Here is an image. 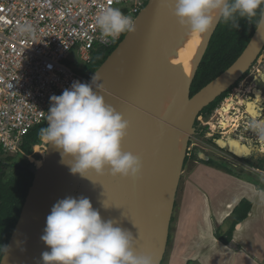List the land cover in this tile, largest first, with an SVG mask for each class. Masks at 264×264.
<instances>
[{"label": "clouds", "instance_id": "obj_1", "mask_svg": "<svg viewBox=\"0 0 264 264\" xmlns=\"http://www.w3.org/2000/svg\"><path fill=\"white\" fill-rule=\"evenodd\" d=\"M168 11L190 35L204 36L219 22L238 30L245 20L264 38V0H174ZM95 24L112 40L136 31L135 21L115 7L103 8ZM97 80L93 74L90 83L76 81L61 95H53L47 127L39 130V138L60 153L72 175L90 179L108 170L114 179H138L142 161L122 150L130 124L97 94ZM250 129L264 145V118L252 120ZM103 207L108 206L103 202ZM41 240L50 249L42 253V264H156L153 255L136 252L130 231L103 220L87 197L58 201ZM0 251L6 256L8 246H0Z\"/></svg>", "mask_w": 264, "mask_h": 264}, {"label": "water", "instance_id": "obj_2", "mask_svg": "<svg viewBox=\"0 0 264 264\" xmlns=\"http://www.w3.org/2000/svg\"><path fill=\"white\" fill-rule=\"evenodd\" d=\"M170 6H174V0H149L135 19V33H126L116 48L93 73L98 76L94 90L98 95L103 96L106 104L112 106L122 116L141 103L157 85L169 55L177 43L181 27L168 11ZM263 45L264 38H261L255 30L242 55L219 76L221 77L243 58L230 77L203 99L180 109L177 115L160 131L157 143L150 145L145 142L147 151L144 150L141 154L148 152L149 155V165L145 169L149 173V205L163 217L156 222L149 211L142 210L137 218L131 220L130 232L135 237L136 252L153 255L156 264L162 263L167 251L181 177L180 173L165 207L157 206L156 197L161 188V180L156 167V158L159 156L168 160L171 157L175 138L184 117L197 116L235 85L255 62ZM102 79L106 81L102 83ZM90 81L91 79L88 83ZM41 162V169L30 167L34 173V179L7 243L8 252L6 256L3 253L0 264H42V253L49 251V248L42 242L41 236L44 234L46 219L52 207L67 197H81L76 193V189L79 181L84 178L70 173L69 166L67 163H61L60 153L52 145L47 144ZM176 165L179 172H182L184 157L177 159ZM105 173H108V170Z\"/></svg>", "mask_w": 264, "mask_h": 264}, {"label": "built area", "instance_id": "obj_3", "mask_svg": "<svg viewBox=\"0 0 264 264\" xmlns=\"http://www.w3.org/2000/svg\"><path fill=\"white\" fill-rule=\"evenodd\" d=\"M149 0H0V151L28 158L25 140L47 127L50 98L70 89L93 54L111 48L95 24L106 7L134 21ZM23 29V31H22ZM73 54V56H71Z\"/></svg>", "mask_w": 264, "mask_h": 264}, {"label": "bare ground", "instance_id": "obj_4", "mask_svg": "<svg viewBox=\"0 0 264 264\" xmlns=\"http://www.w3.org/2000/svg\"><path fill=\"white\" fill-rule=\"evenodd\" d=\"M214 28L204 36L190 35L185 29L181 28L177 43L169 55L157 85L141 103L133 107L129 113L123 115L124 119L129 122L130 127L122 142V150L131 152L142 161L143 170L141 176L138 179L132 180L114 179L108 173H105L104 176L92 174L90 180L84 182L76 189L78 195L87 197L91 201L93 208L99 211L103 220H112L115 226L131 231V220L137 218L142 210L149 211L156 222L160 221L163 217L162 214L154 211L149 205V173L145 171L149 165V155L148 152L145 154L141 153L147 148L145 142L150 145L157 143L160 131L166 123L177 115L180 109L190 103L203 99L220 83L230 77L239 63L243 61V58H241L230 70L210 83L194 97L190 98L188 96L189 85L206 50ZM105 81V79L101 80L102 83ZM245 107L249 116L248 110L250 109L247 106ZM248 116H246L247 121L251 119ZM194 118L195 116H188L182 120L179 133L175 138L171 157L168 160L162 159L159 156L156 158V167L161 180V188L157 193L156 205L160 208L165 207L170 192L176 184L178 175L180 173L183 174V171L179 172L176 161L185 155L188 137L193 131ZM218 124L220 127L226 125L223 119ZM220 141H217L219 147L223 146L221 143L223 141ZM241 143L240 140L230 142V148L228 146L229 151L238 157L247 153L246 148L249 151L248 157L251 156L252 150L250 146L243 145L244 148ZM30 159L37 169H41V162L32 158ZM127 184H129V187L126 186ZM121 189L129 190L131 198L130 206L127 205L122 210L119 209L120 205L117 203L118 200L121 201L122 194H116ZM103 197H106L107 200ZM103 201H107L105 203L108 206L107 208L103 207ZM131 209L135 210V215L132 217Z\"/></svg>", "mask_w": 264, "mask_h": 264}, {"label": "crops", "instance_id": "obj_5", "mask_svg": "<svg viewBox=\"0 0 264 264\" xmlns=\"http://www.w3.org/2000/svg\"><path fill=\"white\" fill-rule=\"evenodd\" d=\"M190 172L192 183L178 213L170 264H264V192L258 183L203 162H194ZM242 202L250 208L237 221L234 212ZM222 236L230 237L229 242Z\"/></svg>", "mask_w": 264, "mask_h": 264}, {"label": "trees", "instance_id": "obj_6", "mask_svg": "<svg viewBox=\"0 0 264 264\" xmlns=\"http://www.w3.org/2000/svg\"><path fill=\"white\" fill-rule=\"evenodd\" d=\"M254 32V26L249 25L245 20L240 21V28L238 30L231 27L230 23L225 24L224 22H219L212 33L205 53L197 66L189 87V96H194L202 88L230 68L242 55ZM118 43L108 49H98L93 54L91 62L86 66L88 69L86 70V75L84 74L87 80L91 79L92 73L100 67L116 48ZM227 93L228 92L218 97L213 103L203 109L202 112L211 110L218 102L227 96ZM41 128L42 127L40 126L34 128L27 136L23 146V151L26 156H31L32 148L41 141L39 138V130ZM10 161L12 162V158L4 157L3 153L0 151V246L7 245L20 215L28 190L34 179V173L28 164L23 166L15 165L16 167L13 171H10ZM209 164L214 165L211 162ZM219 167L223 168L220 165ZM248 179L250 178L248 177ZM249 208L250 205L247 202H242L240 204L234 212V214L237 215V221L246 217ZM171 229L172 228L170 227L168 245L170 243ZM232 229L233 225L228 231L229 236ZM220 239L223 242L228 243L230 237L222 236ZM2 255L3 251H0V260Z\"/></svg>", "mask_w": 264, "mask_h": 264}, {"label": "rangeland", "instance_id": "obj_7", "mask_svg": "<svg viewBox=\"0 0 264 264\" xmlns=\"http://www.w3.org/2000/svg\"><path fill=\"white\" fill-rule=\"evenodd\" d=\"M259 54H262L264 56V45L262 49L260 50ZM71 56H73V54H71ZM81 69L82 71H80V73L82 75L84 74L86 75V72H87L86 70H88L87 67L86 66L81 67ZM244 84L245 83H241L240 85H234L233 88L236 89L234 92H233L234 89L228 90L226 98H230L231 100L224 102V99H222L211 110L207 112L199 113L194 118L193 127H192L193 131L191 134L189 133L190 135L188 137L187 147H186L185 155H184V161L186 159V162H185L186 165L183 168V174H181V177H180V182H179L177 196H176L175 211L173 213V221H172V226H171L172 236H170V243L167 246V251L162 261L163 264H170V261H171L170 256H171L173 243H174V236H175L178 213H179V210H181L180 208L182 207L181 205H182L183 198L187 190V186L189 187L188 183L192 181L191 177L193 173H191L190 170H191V167L194 166V162H207L206 164H209L211 162L217 167H219V165H224L227 167L229 171L233 173L232 175L234 176L240 177L242 179H248V177L253 178L258 183L260 189L264 192V173L255 172L253 170H250L249 168H244L243 164L248 163L245 159H242V160H238L236 158L234 159L232 156H229L226 153L225 148L218 147L216 143L218 140L222 139L223 137L221 135L222 131H224V133L230 132L231 130H233L232 126L234 124L236 125L235 129H237V126L242 125L240 126L238 131L235 132V134L240 135L244 139L247 138L246 140H250V141H247L249 142L250 145L251 143L255 144L256 142V140H254L256 135L253 133L250 127L248 125H244L241 121H237L238 119H236V113L239 111H237L236 108L238 107L236 106L235 103L232 102L235 100L236 94L239 93L240 96H242L243 93H245ZM224 108H227V111L228 110L229 111L227 113H224L223 112ZM222 115L225 118V123L229 125L228 128H226L225 130L217 129L218 121L219 119H221ZM247 131L252 132L253 135L249 133L247 134ZM46 149H47V143L41 140L37 145H35L32 148V155L28 156V158H25L24 156L19 157V156H13L9 154L6 155L7 157L12 158V162L10 161V165H9L11 168L10 171H13V169L16 167L15 165L23 166L26 164H28L29 167L31 168L37 169V167L35 166V164L30 158L41 162L46 152ZM260 150L261 152L264 151L263 145H261ZM203 158H205V161L203 160ZM91 178L92 176H90V179ZM90 179L84 178L83 180H80L78 183L77 189L80 185H82L84 182ZM244 183L246 184L245 185L246 187L249 186V185L247 186V184L249 183H246V182ZM126 186L129 187V184H127ZM251 188L255 189L257 187L251 186ZM116 194L117 195L122 194L121 201L119 200L117 201L118 205H120L119 206L120 210H122L123 208H126L127 205L130 206L131 198H130L129 190L126 191V190L121 189L118 192H116ZM128 197H129V200H128ZM252 197H254V195ZM103 198L107 200L106 197H103ZM259 199H262V198H259ZM103 202L106 203L107 201H103ZM255 203L259 204L261 203V200H258V201L256 200ZM131 210H132L131 212V217H132L135 215V210L134 209H131Z\"/></svg>", "mask_w": 264, "mask_h": 264}, {"label": "flooded vegetation", "instance_id": "obj_8", "mask_svg": "<svg viewBox=\"0 0 264 264\" xmlns=\"http://www.w3.org/2000/svg\"><path fill=\"white\" fill-rule=\"evenodd\" d=\"M241 83H245L244 84L245 93H243L242 96H240L239 93L236 94L237 96L235 95V100L232 102L235 103L236 106L238 107V108H236L237 111H239L236 113V119H238L237 121H241L244 125H248L250 127V122L254 118L255 119L257 117L258 118H264V56L262 54H259L257 56L255 62L252 64L250 69L244 74V76L239 81H237L235 83V85H240ZM233 86L229 90L234 89L233 90V92H234L236 89L233 88ZM226 92H228V91H226ZM226 97L224 98V102L231 100L230 98H226ZM248 103H251V104H248ZM245 106H247L248 109H250V110H248V112L250 114L249 116H248V113L246 112ZM228 111H227V108L223 109L224 113H227ZM246 116L251 118L249 120V122L246 121V119H247ZM222 119L225 121V118L223 117V115L221 116V119H219L218 123ZM228 126L229 125L227 123H226V125L221 126V127L218 124L217 129L225 130L226 128H228ZM240 126H242V125L237 126V129H235L236 125L234 124L232 126L233 130H231L230 132L224 133V131H222L221 135L223 137L220 140L223 142H221V141L220 142L223 144V146H221V148H225L226 153L229 156H232L234 159L235 158L238 160L245 159L248 163L243 164L244 168H249L250 170H253L255 172L264 173V151L261 152V150H260L262 144H260L257 140V137H255V139H254V140H256L255 144L251 143V145H250L249 142H247L250 140H246L247 138L244 139L240 135L235 134V132L238 131ZM248 133L253 135L252 132L247 131V134ZM236 140H240L242 142L241 143L242 146L243 145L250 146V148L252 150V152L250 154L251 156L248 157L249 151L244 146L243 147L245 148L247 153L244 154L243 156L237 157V156H235L229 152L228 146H229L230 142L236 141ZM229 148H230V146H229ZM251 158H252V160H251ZM203 160L205 161V158H203ZM185 162H186V159L184 161V167L186 165ZM203 163H205V162H203ZM220 166L225 168L228 173L233 174L231 171H229L227 169L226 166H224V165H220Z\"/></svg>", "mask_w": 264, "mask_h": 264}]
</instances>
